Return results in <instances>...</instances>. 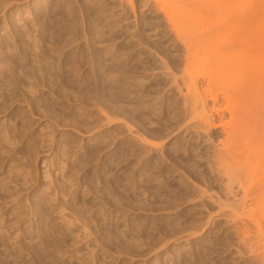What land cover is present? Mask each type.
<instances>
[{
	"label": "rangeland",
	"instance_id": "rangeland-1",
	"mask_svg": "<svg viewBox=\"0 0 264 264\" xmlns=\"http://www.w3.org/2000/svg\"><path fill=\"white\" fill-rule=\"evenodd\" d=\"M242 1L0 0V264L231 262L181 77Z\"/></svg>",
	"mask_w": 264,
	"mask_h": 264
},
{
	"label": "bare ground",
	"instance_id": "bare-ground-1",
	"mask_svg": "<svg viewBox=\"0 0 264 264\" xmlns=\"http://www.w3.org/2000/svg\"><path fill=\"white\" fill-rule=\"evenodd\" d=\"M243 1L196 32L208 42L210 64L196 74L186 64L181 81L197 127L220 128L212 155L225 190L217 199L235 208L228 264H264V0ZM234 48L239 52L231 54Z\"/></svg>",
	"mask_w": 264,
	"mask_h": 264
}]
</instances>
